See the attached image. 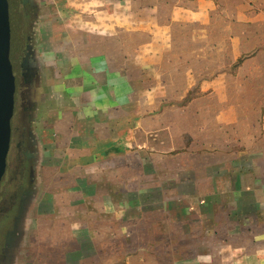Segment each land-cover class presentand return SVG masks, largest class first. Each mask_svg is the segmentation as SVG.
Wrapping results in <instances>:
<instances>
[{"label":"rangeland","instance_id":"374dc122","mask_svg":"<svg viewBox=\"0 0 264 264\" xmlns=\"http://www.w3.org/2000/svg\"><path fill=\"white\" fill-rule=\"evenodd\" d=\"M7 9V51L15 79L8 123L16 140L23 111L29 108L34 140V180L8 263L65 260L68 264H125L128 258L143 253L157 258L159 264H256L260 250L254 247V241L264 237V181L258 179L261 173L255 162L261 156L254 152L258 149L254 153L245 150L251 140L255 143L261 139L264 104H254L253 100L264 99V89L247 82L244 65L252 64L254 55L240 54L236 42L228 39L227 16L222 14L210 24L203 15L192 17L187 24H171L166 19L168 11L158 9L160 22L150 23L153 14L148 0H129L124 9L108 7L100 20L84 14L77 18V25H56L62 32L72 30L70 40L59 41L68 50L75 45L77 50L89 53L95 47L112 52L108 57L132 79L131 85L124 82L123 90L135 116L144 108L155 107L156 116L167 121L165 128L159 123L155 133L136 137L146 145L144 151L126 147L122 156L113 160L118 168L124 167L118 182L109 176L110 171L102 182L77 185L69 180L84 176L85 169L78 172L55 167L53 153L44 151L53 143L51 132L44 138L47 144H42V130L51 128L54 122L52 115L44 121L43 113L58 107L52 100V57L42 60L38 49L40 9L34 0L26 5L22 0H7ZM53 30V24L45 25L51 48ZM63 35L68 37L69 33ZM29 46L38 72L26 88L20 65ZM123 54L125 61L119 63ZM255 62L260 64V60ZM252 128L256 129L253 135ZM9 170L12 175L13 164ZM75 186L101 193V198L106 195L107 202H112L111 220L104 223L100 218L92 224L107 223L114 228L118 223L123 232L116 237L110 232L107 239L95 244L81 241L80 249L46 247L52 244L51 238L42 241L36 231L37 224L43 223L42 213H53L59 208L54 197L67 194ZM229 236L232 245L224 244ZM57 241L70 243L63 236ZM68 251L75 253L65 257ZM246 253L254 254L248 258Z\"/></svg>","mask_w":264,"mask_h":264},{"label":"crops","instance_id":"0c3cea01","mask_svg":"<svg viewBox=\"0 0 264 264\" xmlns=\"http://www.w3.org/2000/svg\"><path fill=\"white\" fill-rule=\"evenodd\" d=\"M34 1H36L41 13L39 24L42 33L38 49L42 60L52 57L50 59L53 62L51 66L53 70L52 100L58 107L53 111L43 113L44 121H48L50 115L54 118L52 127L46 128L47 126H45L42 130V144H47L44 138L50 136V132L53 142L51 147L45 148L44 151L53 153V159L56 162L55 167L58 170L63 167L75 169L78 172L85 169L84 176L76 175V179L73 177L69 180L70 183L79 185L82 183L89 184V182H102L107 178L110 171L109 176L116 178L114 180L118 182L124 167L118 168L113 160L121 157L126 147L138 153L144 151L146 145L142 144L136 137L141 136V134L155 133L159 123H161V128H165L166 118L160 115L156 116L155 107L154 109L144 108L142 113L140 112L135 116V113L130 110L132 104L125 102V91L123 90L124 82L126 85L128 83L131 85L132 79L123 74L124 69L121 70L114 64L116 60L108 57V54H112V52L95 47L89 53L90 51L77 50L75 45L68 50L59 41L66 38L70 40L73 36L72 30L68 32L64 29L62 32L60 27L56 25L67 22L73 26L77 25L79 22L77 18H82L84 14L87 16L90 14L89 18L92 20L96 18V20H100L103 18V14H106L108 7L124 9V4L129 0ZM132 1L140 3L146 0ZM148 7L153 14L148 20L150 23L160 22V17L156 15L158 9L168 11L166 19L171 24L178 22L187 24L194 16L201 18L199 15L207 17L206 20L210 21V24L216 18L218 20L222 17V14L226 15L229 19L228 39L236 42L237 47L235 49L239 50L240 54L254 55L252 59L254 62L244 65V71L249 78L247 82L250 81L253 86L264 89V0H148ZM178 12L180 16L174 15ZM48 23L54 25L52 48L49 47L48 43L50 42L47 40L48 35L45 32V25ZM63 33H69V36L65 37ZM257 60H260V64L255 62ZM124 61L125 56L123 54L122 62L119 63H124ZM61 88H63L65 95L61 93ZM262 92L264 93V91ZM66 93H70L69 96ZM255 95L257 97V94ZM150 100L153 104L156 103L152 96H150ZM253 103L264 104V99H255ZM261 115V139L255 143L251 140L252 143H248L245 152L260 153L261 157L255 163H257V169L261 173L258 179L264 181V111ZM55 116H58V119L55 120ZM61 118L65 119L62 120ZM64 122L67 124L65 125ZM68 123H70L69 128L67 127ZM255 130L252 128L250 134L253 135ZM256 149L258 151H254ZM55 157H58L59 160H56ZM114 167H116L115 170ZM111 181L112 179H109L108 182ZM120 181L124 182V178L121 177ZM66 193L54 197L55 205L59 208L52 210L53 213H42L43 223L37 224L36 231L40 238L42 237V241L45 240L43 238H51L52 244H47L46 247L53 249L58 247V249L65 251L69 250L70 247H79L80 249L81 241H93L94 243V241H102L103 238L107 239L111 233H115L114 237H116L123 232V227L119 226L118 223L114 228L107 223H96L97 219L100 218H102L100 221L104 223L111 220L112 214L109 212V205L112 202L110 200L107 202L106 195L101 198V193L96 194L91 189L87 187L82 189L80 186H75ZM58 211L60 213L57 215ZM46 216H48V222H45ZM94 220L96 222L92 224L91 221ZM25 234L26 232H23L21 237L24 238ZM52 234L53 238L51 237ZM58 236L65 237L70 243L58 242ZM263 238L257 237L254 241V247L260 250L257 251L256 264H264ZM232 239L230 236L228 239H224V244L232 245ZM68 252L65 257L75 253ZM246 254V257L252 258L254 253L249 254L250 256L248 253ZM29 256L27 254V257ZM159 263L157 258L142 253L128 258L125 264ZM51 264L68 263L65 260H53Z\"/></svg>","mask_w":264,"mask_h":264},{"label":"flooded vegetation","instance_id":"af4514ba","mask_svg":"<svg viewBox=\"0 0 264 264\" xmlns=\"http://www.w3.org/2000/svg\"><path fill=\"white\" fill-rule=\"evenodd\" d=\"M8 59L10 60L9 56ZM10 63L12 65V76L14 79V65L11 60ZM20 67L21 75L25 79V86L28 88L37 75L36 72H38L32 61V54L28 55V49L25 51V57L22 59ZM30 116L31 110L25 108L20 120L21 130L17 133L16 140L15 133L11 132L8 123L10 144L7 154L6 168L0 181V264H9L11 262H9L10 253L15 246V241H13V239L16 237V228L21 219L22 211H24L26 207L31 184L34 180L32 156L34 140L32 138V122ZM12 164L14 172L11 175L9 169Z\"/></svg>","mask_w":264,"mask_h":264},{"label":"water","instance_id":"95a60500","mask_svg":"<svg viewBox=\"0 0 264 264\" xmlns=\"http://www.w3.org/2000/svg\"><path fill=\"white\" fill-rule=\"evenodd\" d=\"M22 1L24 5L31 2V0ZM8 34L9 19L7 0H0V181L6 168L10 144V132L7 118L14 90L12 65L7 56ZM27 49L28 55H31V47L29 46Z\"/></svg>","mask_w":264,"mask_h":264},{"label":"trees","instance_id":"16d2710c","mask_svg":"<svg viewBox=\"0 0 264 264\" xmlns=\"http://www.w3.org/2000/svg\"><path fill=\"white\" fill-rule=\"evenodd\" d=\"M264 109V108H263ZM264 111V110H263Z\"/></svg>","mask_w":264,"mask_h":264}]
</instances>
